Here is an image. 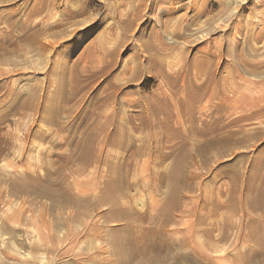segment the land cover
I'll return each mask as SVG.
<instances>
[{"label":"rangeland","instance_id":"374dc122","mask_svg":"<svg viewBox=\"0 0 264 264\" xmlns=\"http://www.w3.org/2000/svg\"><path fill=\"white\" fill-rule=\"evenodd\" d=\"M0 264H264V0H0Z\"/></svg>","mask_w":264,"mask_h":264}]
</instances>
